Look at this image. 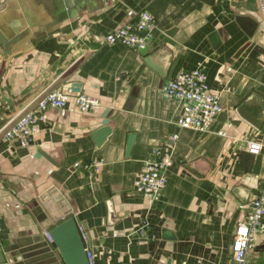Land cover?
Instances as JSON below:
<instances>
[{"label":"crops","instance_id":"obj_1","mask_svg":"<svg viewBox=\"0 0 264 264\" xmlns=\"http://www.w3.org/2000/svg\"><path fill=\"white\" fill-rule=\"evenodd\" d=\"M142 8L155 18L146 47L104 41ZM0 25L26 33L0 50V120L34 107L46 90L64 94L71 81L100 101L81 110L68 97L47 108L27 145L0 139V264H9L6 248L38 231L31 201L51 187L70 206L63 218H75L91 264H231L235 226L264 182V131L238 111L264 105L258 0H61V8L0 0ZM196 66L220 93L207 130L181 126L180 104L163 93L166 81ZM107 109L111 133L97 145L92 133ZM172 133L179 135L160 196L136 191L144 160ZM251 140L261 143L258 171ZM97 159L103 162L92 174L75 165ZM144 219L148 226L136 231ZM250 258L264 264L261 233Z\"/></svg>","mask_w":264,"mask_h":264},{"label":"built area","instance_id":"obj_2","mask_svg":"<svg viewBox=\"0 0 264 264\" xmlns=\"http://www.w3.org/2000/svg\"><path fill=\"white\" fill-rule=\"evenodd\" d=\"M258 4L261 17L264 19V0H258ZM154 25V15L148 9L135 10L116 27L105 33L104 41L144 48L153 35ZM163 93L180 104L181 126L207 130L221 109L220 93L209 85L206 73L201 66L180 70L164 83ZM68 97L73 98L81 110H92L100 106V101L95 96L84 93L70 96L62 94L57 89H49L38 98L34 107L0 120V139L17 140L21 145H27L37 131V122L46 118V109L52 106H63ZM178 135V133H172L163 140L161 145L152 148L150 155L144 160L142 169L135 177L136 191L150 194L153 198L160 196L167 181L166 168L172 163L173 147ZM247 146L254 153H258L261 149V143L254 140L248 141ZM102 162V159H97L90 164L76 160L75 165L84 167L89 174H92ZM147 226L148 221L144 219L136 231L143 232ZM258 233L264 235V182L260 191L252 198L246 215L235 226L231 264H251L250 253ZM117 264H132V262L129 259H122Z\"/></svg>","mask_w":264,"mask_h":264},{"label":"water","instance_id":"obj_3","mask_svg":"<svg viewBox=\"0 0 264 264\" xmlns=\"http://www.w3.org/2000/svg\"><path fill=\"white\" fill-rule=\"evenodd\" d=\"M51 1L53 6L61 8V0ZM173 31H175L174 27L168 33L172 34ZM25 34V31L14 32L0 25V50L9 52ZM210 38L214 45L218 44L216 31L210 34ZM62 92L70 95L79 94L81 82L65 83ZM263 109L264 105L258 107L255 112L247 109L245 105L238 107L239 113L262 131H264V117L260 118L257 113ZM107 112L108 109L102 114L101 125L92 133L97 145H100L111 133V127L107 123ZM134 137L135 133L128 135L127 153ZM260 162L261 154L257 153L255 171L259 170ZM31 203V211L37 221L38 231L32 234L29 242L17 243L6 248V251L11 252L9 264H91L75 218L72 215L63 218L71 208L62 193L51 187L35 196ZM164 232L167 233L166 230Z\"/></svg>","mask_w":264,"mask_h":264}]
</instances>
